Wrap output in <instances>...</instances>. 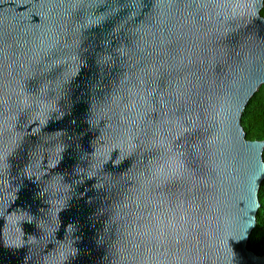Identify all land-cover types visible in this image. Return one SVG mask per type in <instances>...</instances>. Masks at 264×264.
I'll use <instances>...</instances> for the list:
<instances>
[{"label":"water","instance_id":"95a60500","mask_svg":"<svg viewBox=\"0 0 264 264\" xmlns=\"http://www.w3.org/2000/svg\"><path fill=\"white\" fill-rule=\"evenodd\" d=\"M264 0H0V264H264Z\"/></svg>","mask_w":264,"mask_h":264},{"label":"trees","instance_id":"16d2710c","mask_svg":"<svg viewBox=\"0 0 264 264\" xmlns=\"http://www.w3.org/2000/svg\"><path fill=\"white\" fill-rule=\"evenodd\" d=\"M261 15L264 17V7ZM262 98H264V85L251 98L242 117L241 124L246 134V139L250 141L264 142V109L261 108L260 104ZM262 157L264 161V149ZM259 204L256 227L249 238L247 247L256 255L264 257V181L259 191Z\"/></svg>","mask_w":264,"mask_h":264},{"label":"snow or ice","instance_id":"6c2138e0","mask_svg":"<svg viewBox=\"0 0 264 264\" xmlns=\"http://www.w3.org/2000/svg\"><path fill=\"white\" fill-rule=\"evenodd\" d=\"M260 104H261V108L264 109V98L261 99Z\"/></svg>","mask_w":264,"mask_h":264}]
</instances>
